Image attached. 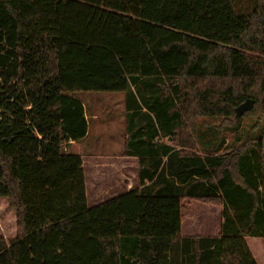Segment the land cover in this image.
I'll return each mask as SVG.
<instances>
[{
  "label": "trees",
  "instance_id": "16d2710c",
  "mask_svg": "<svg viewBox=\"0 0 264 264\" xmlns=\"http://www.w3.org/2000/svg\"><path fill=\"white\" fill-rule=\"evenodd\" d=\"M237 1L0 0V197L16 215L0 264H258L263 139L198 151L202 117L264 119V0ZM88 92L124 94L138 159L137 186L92 207L66 146L87 134ZM187 198L221 207L216 235L183 234Z\"/></svg>",
  "mask_w": 264,
  "mask_h": 264
},
{
  "label": "rangeland",
  "instance_id": "374dc122",
  "mask_svg": "<svg viewBox=\"0 0 264 264\" xmlns=\"http://www.w3.org/2000/svg\"><path fill=\"white\" fill-rule=\"evenodd\" d=\"M254 0H238L237 8L240 11H246L253 5ZM75 96L78 99L85 101L86 107L98 111L99 120L95 125L98 126L99 133L91 135L82 147V152L77 149H72L73 153H81L85 166L86 185L88 205L95 206L102 201L116 197L128 191V186L122 181L124 178L123 171H126L125 165L122 164V152L125 151L122 143V136L118 133L120 125H108L109 131H105V123L107 119L117 120L118 108L117 104L119 96H124L122 93H77ZM126 101H123V105ZM123 107V106H122ZM121 108V107H120ZM90 112V111H89ZM126 118V116H125ZM128 119L126 118L125 121ZM198 123V146L201 153H225L231 154L234 149L240 147L251 138L261 137L264 141V119L258 120L257 117L243 116L240 123H232L231 126H222L220 117L209 118L202 117ZM145 125L142 130H145ZM122 130V129H121ZM140 132V129H137ZM134 135H130V140ZM145 138V137H144ZM133 139H135L133 137ZM128 156V155H124ZM99 163L104 167L106 178L105 184L112 183L120 184L116 188H96V176L99 171L95 169L94 164ZM135 172V170H134ZM130 174V173H129ZM134 176V174H133ZM136 180L133 179V185ZM125 184V186H124ZM121 186H123L121 188ZM185 211L182 215V232L184 235H216L220 230L221 224V207L212 204L196 201L193 199H185ZM15 212L8 207V201L0 197V236H3L7 242L16 236V221ZM254 257L259 264H264V258L260 255L262 243L259 238L248 237L246 239ZM261 263H260V262Z\"/></svg>",
  "mask_w": 264,
  "mask_h": 264
},
{
  "label": "crops",
  "instance_id": "0c3cea01",
  "mask_svg": "<svg viewBox=\"0 0 264 264\" xmlns=\"http://www.w3.org/2000/svg\"><path fill=\"white\" fill-rule=\"evenodd\" d=\"M81 102L83 103L84 107H85V116L88 120V131L85 137H83L82 139L79 140H70L67 143V150L71 152L72 149H77L80 152H82V147L84 145V143H86L87 139L91 136L94 135V133H99V130L97 129L98 126L95 125L97 123V121L99 120V116H98V111L93 110V109H89L88 107H86L85 101L83 99H80ZM124 96H119L118 100H117V104L120 105V107L118 108V113L117 116L119 117L117 120L114 119H107L106 121H104L105 123V131H109L108 129V125H113L114 126L118 123V125H120V128H118V133L121 134L122 136V143H123V148L126 147V138H127V133H126V114L129 113V111L125 110V104L123 105V101H124ZM123 106V107H122ZM90 111V112H89ZM144 111V110H143ZM122 129V130H121ZM201 153V152H200ZM78 154L81 155V153L78 152ZM204 154V153H202ZM124 152H122V158L124 159L122 164L125 165V168H123L121 171H123L124 169H127L126 171H123V175L124 178L122 179L123 182H125L126 185H130L129 187H127L126 189L129 191L133 188H135L137 186L136 182H138V159L136 157H131V156H124ZM84 160H83V166H84ZM95 169H97V171H99L98 175L95 177L96 178V188L98 189H105V188H109L111 187L113 188H118L120 187V184L118 183H112L111 185H107L105 184V180L106 178H103L105 176V170L103 165H100L99 163H95L94 164ZM84 170H85V166H84ZM135 170V172H134ZM130 173V174H129ZM134 174V176H133ZM86 176V175H85ZM105 179V180H104ZM133 179L136 180L135 184L133 185ZM124 184V186H125ZM87 186V185H86ZM123 186H121L122 188ZM15 221H16V217H15ZM260 239V238H259ZM261 240L262 243V250L260 255H262V257L264 258V246H263V240ZM260 262V261H259ZM261 263V262H260ZM259 264V263H258ZM262 264V263H261Z\"/></svg>",
  "mask_w": 264,
  "mask_h": 264
},
{
  "label": "water",
  "instance_id": "95a60500",
  "mask_svg": "<svg viewBox=\"0 0 264 264\" xmlns=\"http://www.w3.org/2000/svg\"><path fill=\"white\" fill-rule=\"evenodd\" d=\"M254 106V101L251 99L246 100L244 103L239 105L236 110V117L241 118L246 112L250 111Z\"/></svg>",
  "mask_w": 264,
  "mask_h": 264
}]
</instances>
